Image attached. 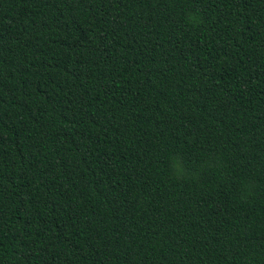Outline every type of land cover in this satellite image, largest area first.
<instances>
[{
    "label": "trees",
    "instance_id": "16d2710c",
    "mask_svg": "<svg viewBox=\"0 0 264 264\" xmlns=\"http://www.w3.org/2000/svg\"><path fill=\"white\" fill-rule=\"evenodd\" d=\"M0 264H264V0H0Z\"/></svg>",
    "mask_w": 264,
    "mask_h": 264
}]
</instances>
